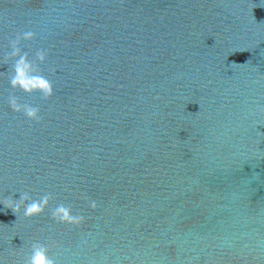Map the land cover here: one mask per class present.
<instances>
[{
	"label": "water",
	"instance_id": "1",
	"mask_svg": "<svg viewBox=\"0 0 264 264\" xmlns=\"http://www.w3.org/2000/svg\"><path fill=\"white\" fill-rule=\"evenodd\" d=\"M33 243L264 264V0H0V264Z\"/></svg>",
	"mask_w": 264,
	"mask_h": 264
},
{
	"label": "clouds",
	"instance_id": "2",
	"mask_svg": "<svg viewBox=\"0 0 264 264\" xmlns=\"http://www.w3.org/2000/svg\"><path fill=\"white\" fill-rule=\"evenodd\" d=\"M31 33H25V36H29ZM15 55V52H13ZM23 63V59L21 58L14 69L15 76L12 80V83H16V78L23 76V68L21 64ZM32 111H29L28 115H33ZM16 192V190H12ZM8 200V207L16 213L17 211H21L24 217H31L40 211H42L43 205L46 203V197H42L39 201L32 200L31 197L26 192H19V198L13 199L10 195L6 197ZM54 215H58L61 221L65 219H71L68 217L67 212L62 208L58 207ZM30 254L27 255L25 259V264H54V262L47 256L46 248L39 244L33 243L31 246Z\"/></svg>",
	"mask_w": 264,
	"mask_h": 264
}]
</instances>
